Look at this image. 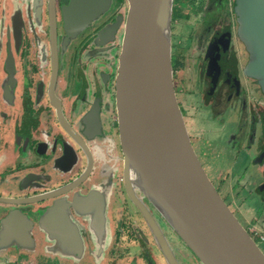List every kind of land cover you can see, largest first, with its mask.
I'll return each mask as SVG.
<instances>
[{
    "label": "flooded vegetation",
    "instance_id": "1",
    "mask_svg": "<svg viewBox=\"0 0 264 264\" xmlns=\"http://www.w3.org/2000/svg\"><path fill=\"white\" fill-rule=\"evenodd\" d=\"M236 1L198 0L197 10L206 13L195 41L193 10L183 15L187 1L174 0L173 80L178 84L175 72L183 70L181 55L191 72L184 82L188 96H198L188 113L176 92L192 145L203 129L194 135L188 114L196 123L208 107L220 121L234 109L238 147L254 152L263 178L256 192L264 202V92L244 73L251 53L238 35ZM225 2L229 17L222 25L214 18ZM68 4L0 0V222L9 213L16 221L0 223V264H167L122 184L115 78L127 2L110 0L105 12L73 36L61 11ZM65 18L73 21L70 13ZM181 19L190 30L184 44H175L173 24ZM114 25L110 37H100ZM135 194L176 263L201 264L143 195ZM99 208L107 219L94 231L92 211Z\"/></svg>",
    "mask_w": 264,
    "mask_h": 264
},
{
    "label": "water",
    "instance_id": "2",
    "mask_svg": "<svg viewBox=\"0 0 264 264\" xmlns=\"http://www.w3.org/2000/svg\"><path fill=\"white\" fill-rule=\"evenodd\" d=\"M126 2L115 106L128 198L144 216L167 264L177 263L135 191L201 264H264L263 251L216 190L191 143L173 80L174 0ZM109 5L110 0H69L61 8L65 29L70 36L77 34ZM236 12L238 35L251 53L244 73L264 92V0H237ZM67 13L72 14L70 24ZM115 25L100 37H110ZM101 212L92 211L94 231L103 222L105 226L107 218ZM14 217L9 213L0 223L13 225Z\"/></svg>",
    "mask_w": 264,
    "mask_h": 264
},
{
    "label": "rangeland",
    "instance_id": "3",
    "mask_svg": "<svg viewBox=\"0 0 264 264\" xmlns=\"http://www.w3.org/2000/svg\"><path fill=\"white\" fill-rule=\"evenodd\" d=\"M186 1L187 7L183 10V15L193 10V12H191L193 15L190 22L194 26H190V28H194L191 32L196 41V36L199 34L200 30H202L200 23L202 18L205 17L206 11L197 10L196 7L200 4L198 0ZM227 3L228 2L223 3L221 13L214 18L218 19V22L221 21L220 23H222V25L227 23L229 17V5H226ZM174 5L175 8H177V1H175ZM181 7L183 8L182 5ZM174 17H177V15L174 14ZM185 21L186 20L181 19L173 24V32L174 35L177 36V39L174 38L175 44H184L182 39L187 36L186 34L190 30ZM188 42L186 44H188ZM179 59L183 70L178 68L175 72L176 81H178V84H175V90L179 95L181 103L189 113L192 111L189 110L188 106L192 103L198 105V96H188L190 91L185 87L184 82L189 81L191 72H189L184 57L180 55ZM190 86H192V82L189 87ZM259 104L261 105V103ZM235 114L237 113L235 112ZM189 117L193 120V122L190 121L189 123L194 135L201 134V128L203 129L200 138L195 139L192 137V142L204 169L217 191L244 228L250 229V233L258 234L263 237L262 241L255 237L254 239L264 253V223H260L263 221L260 219L264 218V202L260 200L256 192L263 178L261 173L257 172V165L253 164L256 160L252 158L254 152L242 148L239 149L238 147L239 133L237 128V117L234 116V109L227 110L220 121L213 116L208 107H204L201 110V114L197 117L196 123L194 122L193 113L190 115L188 114V118ZM185 120L187 121V118ZM257 220H259V222H257Z\"/></svg>",
    "mask_w": 264,
    "mask_h": 264
},
{
    "label": "built area",
    "instance_id": "4",
    "mask_svg": "<svg viewBox=\"0 0 264 264\" xmlns=\"http://www.w3.org/2000/svg\"><path fill=\"white\" fill-rule=\"evenodd\" d=\"M251 234H252L253 238H254V237H255V238H258L260 241L263 240V237H262V236H260V235H258V234H253V233H251Z\"/></svg>",
    "mask_w": 264,
    "mask_h": 264
}]
</instances>
